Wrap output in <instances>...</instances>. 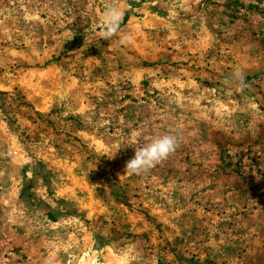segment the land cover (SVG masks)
Listing matches in <instances>:
<instances>
[{"label": "rangeland", "instance_id": "rangeland-1", "mask_svg": "<svg viewBox=\"0 0 264 264\" xmlns=\"http://www.w3.org/2000/svg\"><path fill=\"white\" fill-rule=\"evenodd\" d=\"M0 264H264V0H0Z\"/></svg>", "mask_w": 264, "mask_h": 264}, {"label": "clouds", "instance_id": "clouds-1", "mask_svg": "<svg viewBox=\"0 0 264 264\" xmlns=\"http://www.w3.org/2000/svg\"><path fill=\"white\" fill-rule=\"evenodd\" d=\"M123 16V11L118 8H108L104 12V21L106 31L103 36L105 39L111 38L119 31V25ZM131 37L125 35L120 43L130 42ZM238 85V90L243 92L246 87L243 73L237 70L232 80H226L225 83ZM177 138L172 134H164L151 140V142L135 147V155L126 165V171L134 175H143L156 167L161 161L168 158L175 151Z\"/></svg>", "mask_w": 264, "mask_h": 264}]
</instances>
